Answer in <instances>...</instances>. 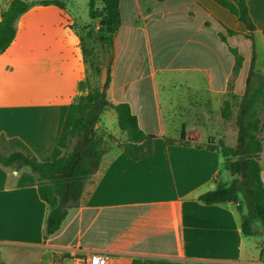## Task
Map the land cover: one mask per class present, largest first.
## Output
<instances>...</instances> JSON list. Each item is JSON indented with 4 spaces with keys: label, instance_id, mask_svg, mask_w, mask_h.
<instances>
[{
    "label": "crops",
    "instance_id": "1",
    "mask_svg": "<svg viewBox=\"0 0 264 264\" xmlns=\"http://www.w3.org/2000/svg\"><path fill=\"white\" fill-rule=\"evenodd\" d=\"M11 1L0 0V21ZM25 1L30 7L0 52V138H19L41 161L58 159L70 104L103 87L110 65L108 98L128 103L155 139L151 155L131 159L118 147L126 134L117 114L106 109L96 129L117 141L80 205L46 239L48 206L36 176L0 164V264L71 263L90 251L108 254L109 264H264L261 239L243 236L233 204L197 199L232 179L215 146L236 144L253 50L264 74V0H247L252 32L215 0H120V23L106 45L100 19L78 22L67 0L64 7ZM229 46L243 57L236 75ZM142 53L148 68H137ZM231 95L237 99L223 119ZM261 164L264 182V147Z\"/></svg>",
    "mask_w": 264,
    "mask_h": 264
},
{
    "label": "trees",
    "instance_id": "2",
    "mask_svg": "<svg viewBox=\"0 0 264 264\" xmlns=\"http://www.w3.org/2000/svg\"><path fill=\"white\" fill-rule=\"evenodd\" d=\"M120 0H101L98 10L96 0H89V16L100 19V25L112 38L120 23ZM164 1V0H157ZM230 9L252 32L255 27L247 11V0H215ZM57 6L64 7L59 0H50ZM25 0H12L3 12L0 21V52H3L15 36V22L29 9ZM229 34L234 31L228 29ZM253 39V35H248ZM221 39L226 40L223 34ZM234 55L233 75L242 66L243 57L237 49L229 46ZM255 52L246 79L245 93L238 102L236 114L237 138L234 146L219 140L215 148L223 157V169L232 179L229 183L218 181L213 190L198 196L205 204L230 203L238 214L239 227L243 236L261 239V253H264V182L261 177V157L264 147V74L255 69ZM96 71L100 68L96 64ZM111 82V68L103 87L95 88L82 96L79 101L70 104L58 139V145L64 150L61 157L54 160H39L29 147L19 138H0V164L13 170L29 168L36 176L38 193L48 206L45 222V239L59 230L70 209L78 207L85 187L99 170L103 155L107 151L106 143L112 134L96 129L101 115L106 109H113L117 114V124L126 139L118 147L131 159L139 160L153 152L154 135L145 133L138 124L135 114L128 103L112 102L107 96ZM237 96L231 95L223 103L221 116L228 119ZM86 141L83 142L84 137ZM166 144L173 141L165 139ZM180 142H185L182 132ZM209 147L214 148L211 144ZM132 264H141L134 259Z\"/></svg>",
    "mask_w": 264,
    "mask_h": 264
},
{
    "label": "rangeland",
    "instance_id": "3",
    "mask_svg": "<svg viewBox=\"0 0 264 264\" xmlns=\"http://www.w3.org/2000/svg\"><path fill=\"white\" fill-rule=\"evenodd\" d=\"M59 1L62 4H64V2H65L64 0H59ZM67 2L70 3L69 4V10L73 14H75V16L77 17L78 22L90 19L89 10H88L89 9V0H67ZM96 2H97L96 3L97 8L99 10L100 6H101V0H96ZM107 43H108L107 41H104V45H106ZM147 60H148V58L145 56L144 53H142V56L140 58V63L141 64L138 62L137 68H140V65L143 66L144 68H148L147 67ZM159 76H160V73L157 74V78H159ZM109 112H111L112 114H115L114 111L110 110ZM101 132H103V131H101ZM115 141H117V139L115 140V138L113 136V138L111 140L107 141L106 147H107V145L112 144ZM223 170H225V169H223ZM223 174H224V172H223Z\"/></svg>",
    "mask_w": 264,
    "mask_h": 264
},
{
    "label": "built area",
    "instance_id": "4",
    "mask_svg": "<svg viewBox=\"0 0 264 264\" xmlns=\"http://www.w3.org/2000/svg\"><path fill=\"white\" fill-rule=\"evenodd\" d=\"M64 264H109V256L105 252L90 251L73 258L71 263Z\"/></svg>",
    "mask_w": 264,
    "mask_h": 264
},
{
    "label": "water",
    "instance_id": "5",
    "mask_svg": "<svg viewBox=\"0 0 264 264\" xmlns=\"http://www.w3.org/2000/svg\"><path fill=\"white\" fill-rule=\"evenodd\" d=\"M86 137H87V136H85V137H84V139H83V142H85V141H86Z\"/></svg>",
    "mask_w": 264,
    "mask_h": 264
}]
</instances>
